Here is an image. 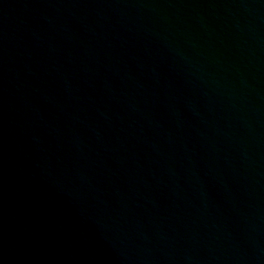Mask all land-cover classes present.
Masks as SVG:
<instances>
[{"label":"water","instance_id":"1","mask_svg":"<svg viewBox=\"0 0 264 264\" xmlns=\"http://www.w3.org/2000/svg\"><path fill=\"white\" fill-rule=\"evenodd\" d=\"M0 264H264V0H0Z\"/></svg>","mask_w":264,"mask_h":264}]
</instances>
